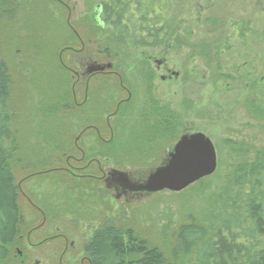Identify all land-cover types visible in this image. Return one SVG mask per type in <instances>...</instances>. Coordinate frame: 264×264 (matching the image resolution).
Instances as JSON below:
<instances>
[{
    "label": "rangeland",
    "instance_id": "374dc122",
    "mask_svg": "<svg viewBox=\"0 0 264 264\" xmlns=\"http://www.w3.org/2000/svg\"><path fill=\"white\" fill-rule=\"evenodd\" d=\"M104 1L109 0H11L13 17L1 21L0 40L11 62V110L17 117L21 137L24 139L29 132L33 148L38 140L32 136L40 139L41 133L59 134L62 143L77 140L86 150L91 148L94 138L79 134L82 117L68 111L67 90L72 83L75 98L88 91V105H92L90 95L95 93L101 108L104 103L110 104L111 98L126 99L127 93L119 92L113 77L84 85L86 64L110 63L111 71L122 78L123 90L130 91L131 100L123 117L129 124L118 140L124 144L133 137V129L139 128L141 131L136 134L142 133L146 142L151 143L143 151L151 146L149 150L154 151L144 162L139 160L138 153L140 162L134 167L118 168L112 159L96 158L105 173L100 182L102 188L106 179L117 172L122 173L130 187L147 184L156 168L169 160L177 142L183 136L198 133L213 143L217 170L181 193L133 192L121 187L102 197L81 188L72 195L74 187L70 191L72 200L65 197L67 188L57 175L48 176L49 171H44L43 175L27 180L25 173L17 171V181L23 183L25 193L37 198L54 195L51 203L54 201L57 206L72 205L81 193L95 195L91 200L83 199L82 203L87 205L83 212L98 220L87 218L75 223L72 216H67L66 228L60 223L37 222L31 237H22L14 246V256L0 259V264H58L66 247L64 240H57L59 235L68 242L63 263L80 264L86 258L84 243L101 221L107 220L132 228L151 243L162 246L166 242L171 247L181 226L190 220L200 221L206 211L228 198L233 177L247 162L257 160L264 149V0H173L167 14L168 47L122 50L114 61L98 60L94 48L86 46L82 50L78 44L57 41L61 35L66 38V23L74 27L78 22L94 21ZM243 25L251 30L239 31ZM106 33L95 32V36L104 41ZM65 47L71 49L65 52ZM58 95L64 98V106L52 114ZM143 117L161 125L165 120V129L158 130L159 135L147 137L148 123L140 127ZM43 118L44 129L40 127ZM35 149H30L34 164L40 158ZM19 203L27 220L35 219L26 198ZM93 212L97 215L92 216Z\"/></svg>",
    "mask_w": 264,
    "mask_h": 264
},
{
    "label": "trees",
    "instance_id": "16d2710c",
    "mask_svg": "<svg viewBox=\"0 0 264 264\" xmlns=\"http://www.w3.org/2000/svg\"><path fill=\"white\" fill-rule=\"evenodd\" d=\"M172 2L173 0L104 1L94 21L88 19L85 22H78L74 27L66 23L67 26L64 28L67 36L63 39L61 35L57 41L61 43L65 41V45L78 44L82 50L86 46L94 48L93 50L97 52L94 56L101 61L116 60L122 50L167 48L170 42L167 14ZM10 3L11 0H0V23L13 17ZM247 27L243 25L238 30L247 33L251 30ZM104 31H107L106 40L97 39L95 32ZM68 48L70 47H65L63 51L71 49ZM5 55L4 45L0 40L1 260L14 256V246L20 243L22 237L23 239L31 237L30 232L37 222L43 225L60 223L66 228L69 223L66 221L67 216H72L75 223L87 218H90L89 221L97 219L83 212L87 205L86 202L82 203L83 199L91 200L95 196L90 194L88 196L87 193L90 191L102 197L108 195L98 180V177H103L105 173L98 166L96 158L112 159L118 168L134 167L133 164L146 161L149 152L154 151L149 150L152 146L143 151L145 145L151 143L146 142L145 136H141L142 133L136 134L141 131L139 128L133 129V137L127 139L124 144L121 143L122 140L119 142V137L124 135L123 130L129 124L123 117L126 116L125 106L129 105L131 100L130 91H125L121 87L122 78L113 73L101 75L96 79L106 80L113 77L119 92L127 93V98H111V103H104L102 108L95 93H92L94 96L90 95L92 105L84 101L85 94H80L78 99L75 98L69 79L71 84L67 90L68 99L66 98L69 104L68 111L71 110L70 112L82 117L79 134L80 136L88 134L94 138L91 148L86 150L77 140L62 143L59 134L54 136L52 133H41L40 139L33 135L32 139L39 142L42 140L41 143L36 141L38 144H34L33 148L28 140L29 132L24 139L21 137L16 124L17 117L11 110L14 79L11 62ZM58 96L52 106L55 110L52 114H56L59 107L64 106V98ZM124 100L126 101L122 102ZM52 114L48 116L53 117ZM31 119L29 121L33 126L35 121ZM143 119L144 117L141 125L138 123L137 125L144 127L148 123L150 135L147 134V137L159 135L158 130L165 129V120L161 125L156 120L151 123L149 118ZM45 120L46 118H43L40 122L43 129L46 128ZM35 148L39 151L41 159L34 164L33 155L30 153ZM138 153H141V157ZM138 157L140 161L137 160ZM76 160H80V164L76 163ZM57 163H62V166L57 167ZM17 171L25 173L27 180L43 175L44 171H49L48 176L57 175L56 178L61 179L59 181L67 188L65 193L67 200L68 198L72 200L70 191L74 187L72 195H75L78 188L88 192L81 193L80 198L70 203L72 205L67 203L57 206L53 204L54 201L51 203L54 195L43 194L42 198H37L33 194L25 193L23 183L17 181ZM231 182L233 187L227 195L228 198L217 207L206 211L200 221L190 220L181 226L171 247H168L166 242L162 246L151 243L139 237L132 228L121 227L112 220L101 221L92 237L84 243L83 251L87 258L84 264H264V149L257 160L247 162ZM25 198L32 210V216L35 217L31 221L27 220L23 208L20 207L19 200ZM92 214L97 215L95 212ZM63 240L62 236L61 242Z\"/></svg>",
    "mask_w": 264,
    "mask_h": 264
},
{
    "label": "water",
    "instance_id": "95a60500",
    "mask_svg": "<svg viewBox=\"0 0 264 264\" xmlns=\"http://www.w3.org/2000/svg\"><path fill=\"white\" fill-rule=\"evenodd\" d=\"M106 66H97L93 71L102 72ZM217 170V153L211 140L198 133L183 136L175 145L169 160L156 168L147 184L139 187L128 186L122 173H115L106 179L105 191L125 187L133 192L168 191L181 193L197 182L206 179Z\"/></svg>",
    "mask_w": 264,
    "mask_h": 264
},
{
    "label": "flooded vegetation",
    "instance_id": "af4514ba",
    "mask_svg": "<svg viewBox=\"0 0 264 264\" xmlns=\"http://www.w3.org/2000/svg\"><path fill=\"white\" fill-rule=\"evenodd\" d=\"M106 66V65H109L110 67L109 68H106V70L105 71H102V72H96V71H93V69H95L97 66ZM112 68H113V66H112V64H110V63H108V64H102V62H99V63H90L89 62V64H86L85 65V70H84V74H85V76H86V79H84V85L85 86H87L88 87V85L92 82V80L94 81L97 77H99V76H101V75H107V74H111V73H113L114 74V72L113 71H111L112 70ZM77 77L79 78V75H77ZM80 79V78H79ZM87 94H88V91L87 92H85V96H84V98H85V102H87ZM124 101H126V100H124ZM124 101H122V102H124ZM121 102V103H122ZM120 103V104H121ZM120 104H118V106H117V108H119V106H120ZM80 160H76V163H78V164H80ZM98 166L100 167L101 165H100V163H98ZM90 177V176H89ZM97 179V178H96ZM102 179H103V177H98V180L100 181V182H102ZM57 237V240H61V238H62V236H56ZM55 237V238H56ZM63 239H64V243L66 244V247L63 249V252H62V256L59 258V264H64L63 263V259H64V256L65 255H67V248H68V246H67V240L63 237ZM71 247H73V245L71 246ZM86 260V258L83 260V261H81L80 262V264H84V261Z\"/></svg>",
    "mask_w": 264,
    "mask_h": 264
}]
</instances>
